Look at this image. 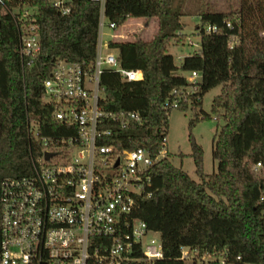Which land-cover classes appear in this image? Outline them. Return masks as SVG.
Returning <instances> with one entry per match:
<instances>
[{
  "label": "trees",
  "instance_id": "16d2710c",
  "mask_svg": "<svg viewBox=\"0 0 264 264\" xmlns=\"http://www.w3.org/2000/svg\"><path fill=\"white\" fill-rule=\"evenodd\" d=\"M24 4L38 10L41 49L32 65L20 52L22 29L15 9L22 10ZM72 7L63 14L51 0H0V241L1 182L30 173L40 152L31 122L38 120L44 135L66 133L71 127L57 120L54 104L44 100L45 78L58 58L92 62L97 54L101 2L73 0ZM105 14L118 26L130 17H158L159 28L150 40L109 41L121 64L141 68L144 77L123 81L119 72L105 70L102 106L107 111L139 110L142 121L130 119L122 126L106 120L101 127L113 133L102 142L147 146L156 153L169 126L170 112L162 105L174 88L187 84L182 72H203L192 104L181 107L200 108L190 128L212 117L202 109L203 95L223 84L212 104V111L224 119L213 138L217 171L205 172L203 146L190 133L200 181L165 157L151 169V195L139 196L135 215L162 233L165 258L160 264H184L179 259L182 245L201 251L227 247L237 264L264 263V168L255 169L264 158V0H240L237 8L228 10L201 9V47L186 55L180 66L169 43L185 41L187 35L177 33L185 23L172 0H106ZM207 24H216L217 31L206 32Z\"/></svg>",
  "mask_w": 264,
  "mask_h": 264
},
{
  "label": "built area",
  "instance_id": "2783aa9c",
  "mask_svg": "<svg viewBox=\"0 0 264 264\" xmlns=\"http://www.w3.org/2000/svg\"><path fill=\"white\" fill-rule=\"evenodd\" d=\"M101 2L97 54L92 62L58 58L44 80V100L54 104V117L71 126L66 133L44 135L38 120L31 135L40 142L33 169L1 182L0 264H160L165 258L162 233L135 215L142 194L151 195V169L168 156L167 137L156 153L147 146L125 147L102 142L112 128L106 120L142 121L139 110L107 111L101 103L105 87L101 74L120 73L123 81L142 79L141 68L124 67L116 48L103 41V28L118 24L105 14ZM73 0H51L63 14ZM22 29L20 52L32 65L41 49L36 6L18 7ZM231 25V22H228ZM206 32L217 31L207 24ZM116 35V34H114ZM187 84L174 88L163 102L169 113L191 105L201 88L203 72L187 70ZM51 153L47 157V153ZM264 168V158L255 164ZM260 201L264 204V184ZM184 264H237L227 247L201 251L182 245ZM249 264H264L254 263Z\"/></svg>",
  "mask_w": 264,
  "mask_h": 264
},
{
  "label": "rangeland",
  "instance_id": "374dc122",
  "mask_svg": "<svg viewBox=\"0 0 264 264\" xmlns=\"http://www.w3.org/2000/svg\"><path fill=\"white\" fill-rule=\"evenodd\" d=\"M172 4L175 9L182 12L180 18L185 23V27L177 30V33L187 35L185 41L173 39L169 43V51L174 55L175 63L180 66L186 55L198 51L201 47V16L199 15L201 9L206 7L222 10L237 8L240 0H172ZM158 28V17H152L148 21L142 17H130L124 25L116 29H112L106 19L103 39L105 41L111 38L112 40L152 39ZM183 74H187V71H183ZM222 86L223 84H218L204 93L202 109L210 113L212 117L199 120L192 128L189 127V122L196 112H200V108L195 109L189 106L187 110L174 108L170 111L166 142L168 156L175 165L185 169L196 181H200V177L191 155L192 144L189 135L193 133L196 140L203 146L205 172L212 174L217 171L218 161L213 155V138L217 128L224 123V119L221 117L222 114L212 111V104L214 97L221 92ZM220 111L223 113L224 109ZM181 153L184 155L182 156Z\"/></svg>",
  "mask_w": 264,
  "mask_h": 264
},
{
  "label": "crops",
  "instance_id": "0c3cea01",
  "mask_svg": "<svg viewBox=\"0 0 264 264\" xmlns=\"http://www.w3.org/2000/svg\"><path fill=\"white\" fill-rule=\"evenodd\" d=\"M101 38H102L103 41H105V40L103 39V34L101 35ZM110 40H112V38H111V39H108V41H110ZM147 40H150V39H147ZM182 73H183V72H182Z\"/></svg>",
  "mask_w": 264,
  "mask_h": 264
},
{
  "label": "water",
  "instance_id": "95a60500",
  "mask_svg": "<svg viewBox=\"0 0 264 264\" xmlns=\"http://www.w3.org/2000/svg\"><path fill=\"white\" fill-rule=\"evenodd\" d=\"M50 155H51V153L48 152V153H47V157H49Z\"/></svg>",
  "mask_w": 264,
  "mask_h": 264
}]
</instances>
